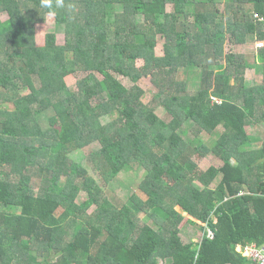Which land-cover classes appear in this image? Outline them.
I'll return each instance as SVG.
<instances>
[{"label":"trees","instance_id":"1","mask_svg":"<svg viewBox=\"0 0 264 264\" xmlns=\"http://www.w3.org/2000/svg\"><path fill=\"white\" fill-rule=\"evenodd\" d=\"M64 4L55 18L66 43L46 34L38 45L47 11L41 0H0V103L15 108L0 111V161L19 174L17 183L0 179V264H251L236 247L264 246V144L251 147L247 132L264 125V47L254 56L262 80L246 87L252 65L224 53L222 42L264 43V0H227L224 10L219 0ZM194 69L200 83L192 96L186 87ZM79 72L88 77L67 82ZM145 77L168 124L142 104L138 82ZM21 88L29 93L20 95ZM48 109L55 115L47 135L37 116ZM189 123L195 138L187 144L180 131ZM201 134L215 135V144L208 148ZM93 144L100 149L88 171L72 157ZM208 152L221 167L195 162ZM41 159L36 173L47 185L35 194L24 170ZM133 164L147 168L144 198L134 194L119 206L100 199L101 185L87 173L111 178ZM83 189L88 196L79 204ZM175 207L203 224L201 242L183 241L184 217ZM146 209L156 229L139 225Z\"/></svg>","mask_w":264,"mask_h":264},{"label":"rangeland","instance_id":"2","mask_svg":"<svg viewBox=\"0 0 264 264\" xmlns=\"http://www.w3.org/2000/svg\"><path fill=\"white\" fill-rule=\"evenodd\" d=\"M227 0H219L220 2V9L224 10L225 4ZM171 9V4L168 6L169 11ZM41 15V14H39ZM42 22L37 24V30H36V39L38 42V45H43L45 43V36L46 34H54L56 35V44L57 45H64L66 43L67 37L65 36V33L63 31H60L57 29L56 25V18H48L46 15H42ZM6 16L1 15V21L5 20ZM249 44V43H248ZM161 43H158L157 50L161 49ZM251 45L254 46V42H251ZM222 46L224 48V53H235V54H242L245 58H247V61L249 62L251 67L248 66L246 70V74H244L245 79V86L246 87H252L254 85H257L262 80V71L260 69V66L257 64H254L255 61V54L256 49H260L256 47L250 46V47H242L237 46L233 44L232 41L229 40L228 37H226L225 41L222 42ZM158 52V51H157ZM156 52V53H157ZM224 58L222 57L220 61L224 63ZM200 69H194V71L190 74L191 80H189L187 84V91L189 95L194 96L196 92L199 90V77H196V74ZM94 79L95 80H101V76L94 73ZM199 75V74H198ZM88 77V73L79 72L76 74V77L67 79V82L70 80H74L75 78L77 80L81 78ZM259 80V81H257ZM257 81V82H256ZM124 84L131 88L134 86V84L130 80L124 81ZM35 85L37 87L40 86V82H35ZM138 85L145 91V95L142 97V104L144 108L151 109L152 111H155L156 116L159 118L161 122H164L166 124L169 123L170 117H168L161 109L156 108V103L153 101L154 95L157 92V89L154 87L153 83L151 82V79L149 77L142 78ZM29 91L27 88H21L20 95H26ZM146 109V111H147ZM15 108L13 104L11 103H0V111H14ZM77 111H74V114H76ZM54 111L52 109H48L46 111H42L37 116V122L39 124V127L42 131V133L47 134L51 130L50 126V119L54 116ZM193 125L189 123L187 126L184 125L183 128H181L180 131V137L185 143H190L195 138V135L193 134L191 128ZM195 131V130H194ZM249 138L254 143V148H259L264 144V125L260 122H257L256 125L251 126L247 129ZM199 139L202 141L204 145H206L208 148H211L215 142L216 137L215 135L209 136L207 134H201L199 136ZM41 140V139H40ZM39 140V142H40ZM37 141V140H36ZM39 143L37 144V146ZM198 146H195L196 148ZM100 147L97 144H93L84 150H81L80 152H77L73 158V160L77 162H83L85 166L87 167L88 171H90L89 167H93V154L98 152ZM92 154V156H90ZM195 158V157H194ZM193 158V159H194ZM39 164L32 167H26L24 172L29 175L30 177V186H32V192L35 194H39L41 191V188L45 187L44 181L42 180V177L40 175H37L36 171L39 170L40 166L46 162L41 160H38ZM195 162L200 165V167L204 170L215 167L219 168L222 165V162L212 155L211 153H206L205 157H196ZM147 173V168L142 167L137 164H133L131 167H128L126 169H123L119 174L112 176L111 178L103 177L101 174H98L95 172V174H92L91 172H88L87 175L90 177H93L98 184L101 185V193H100V199L101 198H108L112 201V199H115L116 205H123L129 201V199L132 197V195L137 194L142 196L144 198V194L140 192V183L144 179L145 175ZM66 176L63 175L61 178V184H64L66 182ZM0 179L7 180L9 182L17 183L19 181V174L15 172H11L10 164L4 163L3 161H0ZM221 179V174H219L211 183V188H215L216 185L219 183ZM199 184V183H198ZM201 186V185H200ZM87 193L84 191L80 192L79 196L76 199L77 203H82L87 199ZM176 211H178L183 217L184 220L180 223V234L182 236V239L184 242L188 243H199L202 240V236L204 235V231L202 229L203 225L202 223L193 220L190 218L186 213L182 212L178 207L174 208ZM96 210V205H93L87 212L86 216L89 217L93 215V212ZM63 210H61V213ZM152 212L149 209H146V212L144 215L140 216L139 225L148 224L156 229V226L153 224L154 219H151ZM86 217L84 218V220ZM188 219H191L194 221L195 224L188 221ZM78 224H82L78 222L76 225L70 227L68 229V234L66 237V241H70L73 237V234L75 233L76 229L75 226H78ZM86 256L82 257V260L85 261ZM160 262V261H159ZM159 264H166V261H161Z\"/></svg>","mask_w":264,"mask_h":264},{"label":"built area","instance_id":"3","mask_svg":"<svg viewBox=\"0 0 264 264\" xmlns=\"http://www.w3.org/2000/svg\"><path fill=\"white\" fill-rule=\"evenodd\" d=\"M255 18H258V16L255 15ZM257 47H264V43H258ZM212 103L220 105V102L215 99L212 100ZM208 237L209 239L213 238V234L210 231H208ZM236 252L251 264H264V246H258L256 244H249L247 246L238 245L236 247Z\"/></svg>","mask_w":264,"mask_h":264},{"label":"clouds","instance_id":"4","mask_svg":"<svg viewBox=\"0 0 264 264\" xmlns=\"http://www.w3.org/2000/svg\"><path fill=\"white\" fill-rule=\"evenodd\" d=\"M41 7L46 9L45 15L53 18L57 15V10L65 7L64 0H41Z\"/></svg>","mask_w":264,"mask_h":264},{"label":"crops","instance_id":"5","mask_svg":"<svg viewBox=\"0 0 264 264\" xmlns=\"http://www.w3.org/2000/svg\"><path fill=\"white\" fill-rule=\"evenodd\" d=\"M257 43H258V41L254 42V46L256 45V47H257ZM237 46H242V47H250V46H252V47H254L253 45H251V42H249V44L246 43V44L237 45ZM254 49H255V47H254ZM256 51H258V49H256ZM256 53H257V52H256ZM257 81H259V80H257ZM257 81H256V82H257Z\"/></svg>","mask_w":264,"mask_h":264},{"label":"water","instance_id":"6","mask_svg":"<svg viewBox=\"0 0 264 264\" xmlns=\"http://www.w3.org/2000/svg\"><path fill=\"white\" fill-rule=\"evenodd\" d=\"M263 160H261L260 162H262Z\"/></svg>","mask_w":264,"mask_h":264}]
</instances>
